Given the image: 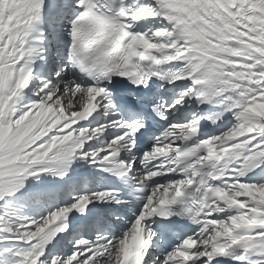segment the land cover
I'll use <instances>...</instances> for the list:
<instances>
[{"label": "snow or ice", "instance_id": "obj_1", "mask_svg": "<svg viewBox=\"0 0 264 264\" xmlns=\"http://www.w3.org/2000/svg\"><path fill=\"white\" fill-rule=\"evenodd\" d=\"M0 264H264V0H0Z\"/></svg>", "mask_w": 264, "mask_h": 264}]
</instances>
